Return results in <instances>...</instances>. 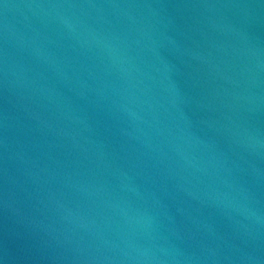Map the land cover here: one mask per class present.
<instances>
[{
	"label": "water",
	"instance_id": "obj_1",
	"mask_svg": "<svg viewBox=\"0 0 264 264\" xmlns=\"http://www.w3.org/2000/svg\"><path fill=\"white\" fill-rule=\"evenodd\" d=\"M0 264H264V0H0Z\"/></svg>",
	"mask_w": 264,
	"mask_h": 264
}]
</instances>
